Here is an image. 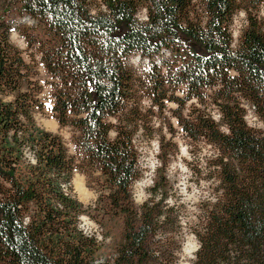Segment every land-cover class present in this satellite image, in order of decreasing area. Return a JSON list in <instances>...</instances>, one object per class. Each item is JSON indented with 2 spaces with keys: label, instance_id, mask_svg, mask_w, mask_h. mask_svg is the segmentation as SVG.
Here are the masks:
<instances>
[{
  "label": "trees",
  "instance_id": "16d2710c",
  "mask_svg": "<svg viewBox=\"0 0 264 264\" xmlns=\"http://www.w3.org/2000/svg\"><path fill=\"white\" fill-rule=\"evenodd\" d=\"M262 3L2 0L0 264H167L159 239L169 221L167 180L155 179L140 206L131 198L140 176L136 135L153 136L143 97L151 106L174 103L184 136L218 151L216 196L189 226L198 240L191 264H264V133L245 119L248 104L264 122ZM239 9L246 25L234 47L230 25ZM24 14L36 28L20 19L12 25ZM13 31L24 49L11 41ZM135 54L147 65H131ZM37 65L48 76L53 117L71 131L72 153L61 135L36 124ZM193 100L214 106L219 120L196 105L184 117ZM76 170L92 178L107 213L122 217L112 252L102 254L100 240L79 226L89 212L71 192Z\"/></svg>",
  "mask_w": 264,
  "mask_h": 264
},
{
  "label": "rangeland",
  "instance_id": "374dc122",
  "mask_svg": "<svg viewBox=\"0 0 264 264\" xmlns=\"http://www.w3.org/2000/svg\"><path fill=\"white\" fill-rule=\"evenodd\" d=\"M258 12L264 17V3L259 5ZM26 15L15 16L16 22L12 25H18L20 19L24 25L36 28L35 19L30 18L34 20L32 24ZM138 16L143 18L144 11L141 10ZM245 18L243 9H239L233 17L230 30L234 47L238 43L241 29L246 25ZM10 39L19 48L26 47L24 38L17 31L11 33ZM129 63L136 68L147 65L146 59H139L137 54L130 57ZM37 78L43 86L40 94L43 108L35 113L36 124L42 129L61 135L72 153L71 131L68 127H61L52 115L49 86L45 82L48 76L40 65H37ZM191 105L204 108L216 121L219 120V113L214 106L206 108L195 100L185 104L182 113L184 117ZM141 106L142 112L146 114L148 131H151L153 136L151 139L146 138L142 130L136 135L140 151V176L132 183L131 198L135 206H140L149 197V187L155 179L165 177L167 199L164 203H167L169 209V221L164 235L159 236V239L165 247L167 264H191L198 240L189 226L196 220V215L207 207V201H212L216 196L214 174L218 151L203 139L193 141L184 136L172 112L174 103L164 102L163 106H151L149 99L143 97ZM245 119L253 129L264 133V122L256 117L248 104ZM221 128L225 127L221 125ZM159 139L162 141V150L158 149ZM158 152L163 162L157 157ZM27 157L32 158V150H27ZM164 160H168L166 166ZM71 188L74 197L84 206H88L89 213L81 214L79 226L100 240L102 254L112 252L122 235V217L107 213L102 202L98 200V191L92 178L79 170L73 174Z\"/></svg>",
  "mask_w": 264,
  "mask_h": 264
},
{
  "label": "built area",
  "instance_id": "2783aa9c",
  "mask_svg": "<svg viewBox=\"0 0 264 264\" xmlns=\"http://www.w3.org/2000/svg\"><path fill=\"white\" fill-rule=\"evenodd\" d=\"M26 16H28V17L32 18V17H31V16H29V15H26Z\"/></svg>",
  "mask_w": 264,
  "mask_h": 264
}]
</instances>
